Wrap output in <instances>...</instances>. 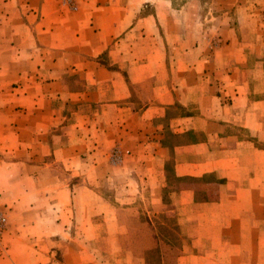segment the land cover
Returning <instances> with one entry per match:
<instances>
[{
	"label": "crops",
	"instance_id": "1",
	"mask_svg": "<svg viewBox=\"0 0 264 264\" xmlns=\"http://www.w3.org/2000/svg\"><path fill=\"white\" fill-rule=\"evenodd\" d=\"M47 1L42 6L44 18L27 23L18 17L31 10L30 4L0 3V84L3 81V96L13 95L12 100H0V170L48 171L45 179L36 180L54 193L44 198L45 203L59 213L69 206L66 217L74 220L76 236L81 238L65 247L64 264H89L79 260L78 243L93 244L103 235L113 236L114 264H145L142 255L149 247L135 260L121 249L118 239L127 226L120 222V212L132 216V205L140 198L154 210L161 204L167 151L153 134L154 127L162 128L156 124H163L164 107L172 105L189 112L170 119L174 133L205 138L175 149V175L216 181L201 185L207 198L202 202L189 187L172 196L187 239L182 246L178 243L181 248L177 246L172 264H264L260 259L264 243L259 238L264 235L259 216L264 209L260 207L264 203V69L240 65L220 69L214 72L219 83L204 90L195 81L203 69L184 58L168 67L165 44L196 40L190 1L160 3L173 10H165V15L157 5L152 13H145L150 0H75L69 9L52 5L55 12ZM174 12L178 20L169 19ZM165 25L176 29L165 34L161 30ZM138 37L136 49L133 42ZM37 42L43 45L40 52ZM237 44V38L229 37V47ZM53 52L55 67L65 70L61 81L69 71L84 81L83 89L66 91V99L94 107L91 113L73 111L65 123L49 97L36 100L34 95L24 96L23 89L11 94L14 78L26 91L30 85L36 89V75L40 79L39 70L46 71ZM105 52L108 66L99 63ZM16 67L21 71L15 72ZM60 89L67 88L60 85ZM132 89L139 90L134 96L139 104L147 103L141 109L136 108ZM146 91L150 96H143ZM113 150L117 158H111ZM15 155L27 159L5 161ZM57 169L65 178L56 175ZM65 225L62 219L60 227Z\"/></svg>",
	"mask_w": 264,
	"mask_h": 264
},
{
	"label": "rangeland",
	"instance_id": "2",
	"mask_svg": "<svg viewBox=\"0 0 264 264\" xmlns=\"http://www.w3.org/2000/svg\"><path fill=\"white\" fill-rule=\"evenodd\" d=\"M183 1L150 0L146 4L145 13H152L156 5L161 6L163 15H165V10L172 13L171 7L162 4H177ZM187 1L194 5V9H192L194 13L192 17H195L193 34L197 37L193 44L179 43L169 46L165 44L167 54L165 61L168 67L175 66L177 58L181 60L184 58L185 62L188 61L194 67L203 69V74H199L195 81L199 86H204V90L207 88L206 85L213 86L215 83H219V80L214 78V72L220 69L235 65L264 69V0H185V2ZM9 2L30 4L31 10L29 12L27 10L23 13L20 12L18 18L21 21L27 23L35 20L39 22L40 19L44 18L42 15L44 0H0V3ZM75 2V0H48L47 4L54 6L57 3L69 9L75 5ZM235 5H240V7L237 8ZM52 11L55 12L54 7ZM175 13L177 12H174L169 19L178 20L173 16ZM158 17L161 18L159 15ZM181 20L184 21V19ZM172 28L173 26L165 25L161 30H164L166 34V31ZM186 30H189V28L186 27ZM229 37L237 38V48L228 46ZM140 40L138 37L133 42V44H137L136 49L140 47ZM225 41H227L226 44ZM189 45L190 47L187 48ZM36 49L37 52L42 51L43 45L37 42ZM237 52H242V54ZM39 54L41 57L43 56L41 53ZM54 54L53 52L51 58L48 59L46 71L43 67L38 68L42 76L38 79L39 75H36V89L32 90L30 85L28 92L26 91L27 87H23L22 82L14 78L11 83L14 90L11 91V94H14L17 89H23L21 93L24 96L29 94L31 97L34 95L36 100L49 97L52 100L53 109L60 112L59 120L65 123L73 111L80 109L81 112L91 113L94 107H88L89 104H74V101L66 99V91L74 93L83 89L84 81L75 75H71L70 71L63 73V80L61 81V72L65 70L55 67L56 55ZM107 54L105 52L99 58V63L105 66L110 64ZM212 69H214L213 72ZM17 71L21 70L16 67L15 72ZM25 84H28V82L25 81ZM44 84L50 85V87H46L47 89L44 90ZM60 85H65L67 89L61 90ZM3 86V81H1L0 100H12L13 95L9 98L3 96ZM132 90V98L138 103L136 108L137 110L141 109L147 103L139 104L141 101L138 97L136 99L134 97L138 96L139 90ZM147 95L150 96V92H143V96L146 97ZM187 114L189 112L180 105L165 106L163 124L161 122L156 124V127L162 125V128L159 130L154 127L157 133L153 135L158 136V144L167 151L163 165V182L165 186L161 192L162 199L159 207L154 210L146 199L140 198L132 205L133 217L130 213L120 212V222L127 226V232L118 239L121 249L128 251V253H125H130L133 260H135L136 257L141 255L143 248L149 247L142 255L145 264H172V257L176 253V248L177 246L180 247L178 243L182 246L184 242H187L186 236L182 233L177 221V210L173 205L172 196L179 189L189 187L195 190V193L199 196L196 199L202 202L207 198L206 192L201 190V185L216 183L214 178L206 176L193 178L177 177L175 175V149L199 140H205L202 135H196L192 132L174 133L169 124L170 119ZM170 134L177 136L171 137ZM164 139L170 147H163L162 141ZM2 157L4 158V156ZM114 157L117 158L116 150L111 152V158ZM19 159L26 160L27 156L5 157L7 163L19 161ZM46 159L48 162L54 161L53 157H47ZM47 174V170L23 171L13 168L0 170V215L5 218L0 229V264L66 263L65 247L74 244V239L79 238V236H76L74 220L66 217L68 216L66 214L70 213L68 205L67 210L59 213L54 207H50V204L45 203L44 198H49L50 194L54 195V193H50L49 186L45 187L43 182L37 183L36 180L45 179ZM56 175L65 178L64 172L61 170L57 169ZM96 190L105 191L106 189L97 188ZM262 190L264 188H261V192ZM260 207L264 208V203H261ZM198 211L202 213L201 210ZM259 216L260 226H264V209H261ZM62 219L64 223H67L64 229L60 227ZM259 238L261 244H263L264 235H260ZM110 242H113V236L110 235L97 237L93 244L89 243L90 246L80 241L78 246H81L82 249L79 260H87L89 264L92 263L91 260L97 261V264H114L112 261L114 253L111 252ZM260 249L261 254H263L264 245H261ZM74 253H71L73 258H75ZM119 258H123V256ZM260 259L261 262H264V255H261ZM99 260L101 263L98 262Z\"/></svg>",
	"mask_w": 264,
	"mask_h": 264
},
{
	"label": "trees",
	"instance_id": "3",
	"mask_svg": "<svg viewBox=\"0 0 264 264\" xmlns=\"http://www.w3.org/2000/svg\"><path fill=\"white\" fill-rule=\"evenodd\" d=\"M170 136L173 137V136H177V135L170 134ZM179 137H181V136H179ZM162 145H163V147H167V148L170 147V145L166 144L165 139L162 141ZM175 146H177V145H175Z\"/></svg>",
	"mask_w": 264,
	"mask_h": 264
},
{
	"label": "built area",
	"instance_id": "4",
	"mask_svg": "<svg viewBox=\"0 0 264 264\" xmlns=\"http://www.w3.org/2000/svg\"><path fill=\"white\" fill-rule=\"evenodd\" d=\"M4 221H5V218L0 215V229H1V226L4 223Z\"/></svg>",
	"mask_w": 264,
	"mask_h": 264
}]
</instances>
